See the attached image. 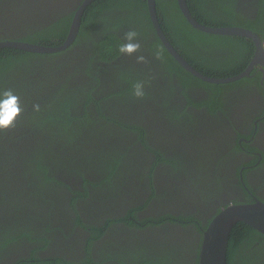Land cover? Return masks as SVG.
Returning a JSON list of instances; mask_svg holds the SVG:
<instances>
[{
    "label": "flooded vegetation",
    "instance_id": "obj_1",
    "mask_svg": "<svg viewBox=\"0 0 264 264\" xmlns=\"http://www.w3.org/2000/svg\"><path fill=\"white\" fill-rule=\"evenodd\" d=\"M185 1L192 17L201 24ZM201 1L204 4L201 2L198 12L205 19L211 18L212 28H241L259 39L212 34L228 40L209 48L215 73L227 68L238 76L251 68L248 75L232 83L211 84L199 79L204 84L233 86L221 94L216 92L213 102L211 90L184 79L182 84L176 74L165 70L157 49L152 48L159 39L152 29L147 37H129L120 55L107 61L110 63L91 58L103 27L93 31L88 43L78 45L74 41L66 51L37 54L21 61L33 63L20 69L12 89L4 88L19 95V106L0 110L4 130L15 129L12 135L4 136L8 142L0 145L4 151L0 157V188L10 191L6 188L7 176L18 177L17 191H11L5 205L0 204V264H80L86 259L91 264H121L118 260L133 264L130 260L135 262L143 246L149 251L146 255L152 257L151 252L164 250L165 240L180 241V237L187 247L183 262L196 264L201 238L216 215L233 204L264 202V0ZM84 2L0 0V43L32 44L25 40H38V34L57 20L70 15L73 20ZM88 62H94L91 71ZM121 74L138 76L134 88L141 91L132 122L123 118L126 114L119 118L126 122L122 127L131 130L109 126L86 138L83 151L97 153H86V161L93 166L76 173L71 168L66 175L61 172L57 177L59 187H54V182H43L38 172L30 182L23 179L22 173L30 167L19 161L18 153L25 144L48 141L35 139L32 132L29 114L39 113L36 106L55 102L58 88L66 83L85 91L93 82L92 75H100L104 83L97 91L102 92L100 97L108 96L120 90L113 88L117 85L115 76ZM220 95L222 101L217 102ZM104 102L105 109L112 111V104L117 114L127 110L124 106L133 107L132 101L112 97ZM48 148L45 143L40 149L51 153ZM107 157L116 162L113 173L104 172L103 167L94 168ZM109 175L111 180L103 182ZM83 178L90 182L86 191ZM79 191L86 196L80 197ZM128 214L135 223L130 227L122 220ZM162 215H169L168 223L152 226ZM188 216L195 225H185L183 218ZM111 220L116 223L106 231L105 225ZM87 225L98 229L97 238ZM22 233L27 235L2 244L10 235L18 237ZM248 255L244 264H264V244L254 243Z\"/></svg>",
    "mask_w": 264,
    "mask_h": 264
},
{
    "label": "trees",
    "instance_id": "obj_2",
    "mask_svg": "<svg viewBox=\"0 0 264 264\" xmlns=\"http://www.w3.org/2000/svg\"><path fill=\"white\" fill-rule=\"evenodd\" d=\"M201 0H188V4L192 10V13L195 14V18L205 26L212 27L209 24V19H205L204 14L198 12L199 7H201ZM203 3V2H202ZM204 4V3H203ZM156 9L159 16L161 27L174 46V48L184 57V59L196 68L202 74L209 77H218V78H227L230 76L237 75L235 72H230L229 69L225 68L223 73H215L216 67L212 65V52L209 48H212V44L219 42L225 43L228 40L226 38H220L216 35L208 34L193 28L187 20L184 18L181 13L176 0H170L168 3H161L160 0H156ZM72 22V16L57 20L53 26H48L46 31L38 34V40H25L26 42H31L32 44H39L49 47H59L64 44L67 35L70 30ZM105 28L102 30L101 40L97 44L98 48L94 49V56L92 59H98L100 61H106L103 63H110V61L123 51L124 42L129 39V37H147L150 34V30L155 33L153 25L149 16L147 0H97L86 9L80 26L78 36L75 40L76 44L82 42L88 43L92 40V33L94 30L99 28ZM158 39V38H157ZM153 49H157L160 58L163 60V66L171 75L176 74L178 79L183 84V79L189 81L197 86L204 87L207 90H211L210 95L212 102L214 95L223 93L226 89L232 88V85H209L204 84L199 79L195 78L191 74L187 73L176 61L171 57V55L163 47L159 39L154 42L152 45ZM39 56L37 54H32L29 52H24L16 49H0V110H14V107L19 106V95L14 94L9 90L4 88H13V85L16 84L15 79L19 78L22 67L30 65L33 62H21L28 60L30 57ZM94 62H88L89 70H92ZM113 66H116L114 64ZM101 67L100 65L98 66ZM241 72V71H240ZM239 72V73H240ZM100 75H92L93 82L89 83L85 87V91L77 89L76 87L68 86L66 83L64 88H58L59 93L56 96L57 100L55 102H48V105L36 106L39 110L32 111L29 116L31 123L32 132L39 137V139H44L48 141H34L32 144H25L23 150H21L18 155L22 164L29 166L28 171L23 172V179L30 182L33 175L42 173L43 182L49 183L54 182V187H59L61 183L58 181L57 177L62 173L65 175L69 172V169L74 168L75 173L82 168L92 167L89 161H86L88 156L86 153H89L91 156L96 155L93 150L84 152L83 149L87 145V139L91 138L92 134L95 135L101 131L100 128L105 130L106 127L116 126L121 127L120 129L131 130L127 127H122L126 122L121 121L119 118L123 117L124 114L127 115L125 118L127 121L132 122L134 117V105L139 99L141 91L135 89L137 85L138 76L131 78L129 74L117 75L114 78V81L117 82V85L114 86L115 90L108 96L100 97V94L97 93L99 86L104 87V83L101 82ZM134 80L135 82H132ZM127 84L128 87L123 85ZM103 91V89H102ZM113 99H123L133 103L131 105L124 106L127 109L124 113L116 111V109L110 104L112 111L105 109L103 106L104 101L108 98ZM29 99L33 101V98L29 96ZM217 102H221V95L217 98ZM38 101V97H37ZM211 100H208L209 103ZM169 103V102H168ZM204 102L203 104H205ZM93 106L94 110L91 108ZM89 107V108H88ZM16 115V114H15ZM28 116V117H29ZM32 118V119H31ZM17 120V119H16ZM17 124H21L18 122ZM16 126V123L13 125V128ZM29 130V128H26ZM135 129V128H133ZM15 130V129H14ZM12 128L4 130V126L0 122V145L6 144L8 139L5 135H12L14 133ZM30 131V130H29ZM126 132V131H125ZM31 133V132H30ZM109 136V132H106ZM30 134L29 136H31ZM28 137V136H27ZM25 138V141L27 140ZM49 144V150L51 153L46 151L41 152V147ZM7 146H11L9 143ZM86 149V148H85ZM79 152H78V151ZM3 147L0 149V157L3 155ZM97 152V150H96ZM16 162V159H14ZM116 162L113 159L103 160V163L94 168L103 167L104 172L112 171V173L117 170L115 167ZM79 165V166H76ZM13 166V164H12ZM3 171L0 167V174ZM21 174V173H20ZM62 174V175H64ZM80 174V173H79ZM82 176V174H80ZM17 176V175H16ZM8 177L6 178L7 186L6 188L11 189L10 191H5L0 188V204H6V200H10L11 191H17V182L18 177ZM84 179L83 189L86 191L87 185L90 183L88 180ZM111 176L103 179V182H109ZM17 193V192H16ZM78 195L85 197L86 193L78 192ZM254 203V202H246ZM220 212V211H219ZM66 213V211L64 212ZM130 214L123 217L122 220L127 222L129 227L135 224L131 219H129ZM134 219H138L135 214H131ZM169 215H162L155 220L152 226H165L168 223ZM183 217L179 218L182 219ZM80 219H77V222ZM185 225H195L193 218L190 216L183 218ZM172 223L176 221L170 220ZM80 223V222H78ZM116 223V220H111L105 225V229L110 224ZM141 224V223H140ZM84 225V224H79ZM91 227L92 232H94L95 237L99 236L97 233L98 229L94 226H86V228ZM105 232V231H104ZM27 234L22 233L21 236H12L7 240L3 241L2 244L14 241V238H19L26 236ZM259 239V240H258ZM180 241H168L165 245L163 251L160 253L151 252L154 254L152 257L146 255L149 251L146 249H141L139 257L135 258L133 264H185L182 254L187 251L185 241L180 237ZM33 241V239L31 240ZM203 241V236L201 238L199 249L197 250V259L195 263L199 264V250ZM47 243V242H46ZM254 243L264 244V235L248 226L244 223L237 224L229 237V243L227 248V264H244L249 258L250 251L252 250ZM1 244V246H2ZM193 246L190 250H193ZM90 248V247H89ZM87 249L89 252L90 249ZM137 249V248H136ZM131 250L130 252L134 251ZM249 252V253H248ZM159 254V255H155ZM251 260H254V257L251 255ZM121 264H125L123 260H118ZM242 263H241V262ZM188 262V261H187ZM21 264V262L19 263ZM49 264V263H46ZM67 264H73L67 262ZM80 264H91V261L86 259Z\"/></svg>",
    "mask_w": 264,
    "mask_h": 264
},
{
    "label": "water",
    "instance_id": "obj_3",
    "mask_svg": "<svg viewBox=\"0 0 264 264\" xmlns=\"http://www.w3.org/2000/svg\"><path fill=\"white\" fill-rule=\"evenodd\" d=\"M94 1L96 0H85L82 6L78 9L72 20L67 38L61 46L49 47L38 44L8 41L0 43V49H16L33 54H52L66 51L74 43L78 36L83 13L86 7ZM147 4L149 16L158 38L173 59H175V61L188 73L211 84L232 83L249 74L251 68L238 76L225 79H215L197 71L184 59V57H182V55L174 48L167 36L164 34L158 18L156 0H147ZM178 6L188 23L197 30L208 34L241 36L255 41L259 40L255 33L245 29L212 28L201 25L192 17L185 0H178ZM261 49L262 47H259V51H261ZM261 52L264 54V50ZM239 223L247 224L264 235V202L256 201L254 203L233 204L223 209L218 215H216L203 234V241L199 250V264H227L229 237L233 228Z\"/></svg>",
    "mask_w": 264,
    "mask_h": 264
}]
</instances>
